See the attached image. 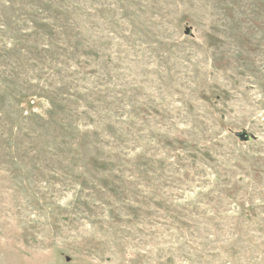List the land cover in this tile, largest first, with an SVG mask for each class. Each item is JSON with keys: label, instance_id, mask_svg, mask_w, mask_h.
<instances>
[{"label": "rangeland", "instance_id": "374dc122", "mask_svg": "<svg viewBox=\"0 0 264 264\" xmlns=\"http://www.w3.org/2000/svg\"><path fill=\"white\" fill-rule=\"evenodd\" d=\"M0 264H264V0H0Z\"/></svg>", "mask_w": 264, "mask_h": 264}]
</instances>
